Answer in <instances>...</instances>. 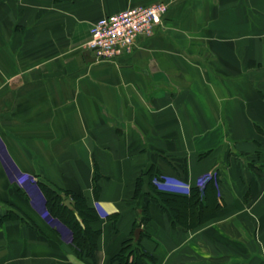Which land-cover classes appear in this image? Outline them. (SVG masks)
<instances>
[{
  "label": "crops",
  "instance_id": "1",
  "mask_svg": "<svg viewBox=\"0 0 264 264\" xmlns=\"http://www.w3.org/2000/svg\"><path fill=\"white\" fill-rule=\"evenodd\" d=\"M153 3L167 12L130 53L86 54L94 21ZM212 175L217 189L203 188ZM37 184L96 211L95 259ZM185 186L217 207L193 228L156 197ZM7 212L24 220L0 222V264H116L138 240L143 264H264V0H0Z\"/></svg>",
  "mask_w": 264,
  "mask_h": 264
},
{
  "label": "trees",
  "instance_id": "2",
  "mask_svg": "<svg viewBox=\"0 0 264 264\" xmlns=\"http://www.w3.org/2000/svg\"><path fill=\"white\" fill-rule=\"evenodd\" d=\"M216 180L217 176L212 175L204 184L203 188L208 185L211 189L216 190ZM37 185L44 196L47 213L67 228L70 234V241L77 246L81 252L86 256L95 259L99 232L92 230L89 227V222L98 217L96 211L88 207L84 198L80 195L69 192H64L62 195L45 184ZM140 186L138 180V191ZM154 189L155 187L152 186L153 191H155ZM200 194L201 189L195 187L190 191L189 196L156 192V197L164 211L168 214L173 226L181 225L193 228L213 217L217 208L213 205V201H215L213 197V199L210 200L211 204H204L201 201ZM68 197L73 201V209H69L64 205V201ZM148 218L149 215L147 208L142 209V216L139 223H145ZM5 220L22 221L24 219L13 212H7L0 216V222ZM138 225L139 224H136V227ZM145 257H148V254L139 246L138 240L134 246L128 242L124 243L121 251L113 260L116 264H127L130 260L132 264H143Z\"/></svg>",
  "mask_w": 264,
  "mask_h": 264
},
{
  "label": "built area",
  "instance_id": "3",
  "mask_svg": "<svg viewBox=\"0 0 264 264\" xmlns=\"http://www.w3.org/2000/svg\"><path fill=\"white\" fill-rule=\"evenodd\" d=\"M168 6L165 3H153L147 6H136L114 14L105 15L94 21L89 28V37L85 43L86 51L95 59L113 60L121 54L130 53L140 36L149 37L161 22ZM200 179V184L203 183ZM35 183V179H31ZM52 221L60 223L57 219ZM61 224V223H60ZM62 225V224H61ZM69 232V231H68ZM70 240V234H68Z\"/></svg>",
  "mask_w": 264,
  "mask_h": 264
},
{
  "label": "water",
  "instance_id": "4",
  "mask_svg": "<svg viewBox=\"0 0 264 264\" xmlns=\"http://www.w3.org/2000/svg\"><path fill=\"white\" fill-rule=\"evenodd\" d=\"M86 54L89 55L90 52H89V51H86ZM93 60H95V59H93ZM64 205H65L66 207H68L69 209H73V201H72L70 198H68V199H66V200L64 201ZM139 233H140V229L137 228V229L134 231V236H135V238H138V237H139Z\"/></svg>",
  "mask_w": 264,
  "mask_h": 264
},
{
  "label": "clouds",
  "instance_id": "5",
  "mask_svg": "<svg viewBox=\"0 0 264 264\" xmlns=\"http://www.w3.org/2000/svg\"><path fill=\"white\" fill-rule=\"evenodd\" d=\"M185 188H186V193L185 194H190V191H187L188 186H185Z\"/></svg>",
  "mask_w": 264,
  "mask_h": 264
},
{
  "label": "rangeland",
  "instance_id": "6",
  "mask_svg": "<svg viewBox=\"0 0 264 264\" xmlns=\"http://www.w3.org/2000/svg\"><path fill=\"white\" fill-rule=\"evenodd\" d=\"M58 223V222H57Z\"/></svg>",
  "mask_w": 264,
  "mask_h": 264
}]
</instances>
